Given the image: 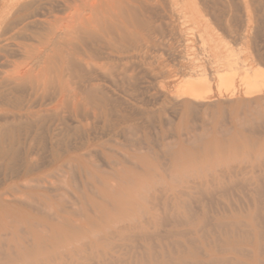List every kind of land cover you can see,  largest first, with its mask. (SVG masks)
I'll list each match as a JSON object with an SVG mask.
<instances>
[{
	"label": "rangeland",
	"instance_id": "rangeland-1",
	"mask_svg": "<svg viewBox=\"0 0 264 264\" xmlns=\"http://www.w3.org/2000/svg\"><path fill=\"white\" fill-rule=\"evenodd\" d=\"M67 1L0 0V264H264V0Z\"/></svg>",
	"mask_w": 264,
	"mask_h": 264
},
{
	"label": "bare ground",
	"instance_id": "bare-ground-1",
	"mask_svg": "<svg viewBox=\"0 0 264 264\" xmlns=\"http://www.w3.org/2000/svg\"><path fill=\"white\" fill-rule=\"evenodd\" d=\"M31 1V0H30ZM66 1V0H65ZM90 1V0H89ZM88 0H69V1H67V2H65V7L70 11V10H74V11H82V10H84V11H87V10H90V11H93V10H96L97 9V7L98 6H96V5H94V4H90V2H89ZM180 2H182L183 3V5L181 6V7H179V11H180V13H182L184 16H186V12H185V10H184V5H187V4H192L193 6V8H195L194 6H198L197 5V3H196V1L195 0H179ZM26 1L23 3L24 5H23V7H25V5H26ZM35 3V2H34ZM127 3V4H126ZM133 1L132 0H111V5H113L114 6V8H117V9H119V11L121 12V13H123V14H128V15H131V12H134V8H132L133 7ZM135 6V5H134ZM22 7V6H21ZM113 8V7H112ZM174 8V7H173ZM20 9H22V8H20ZM112 11V10H111ZM118 14V13H117ZM47 21H49V20H47ZM59 21H62V22H65L66 21V19L65 18H61ZM44 22H46V21H44ZM85 23V24H84ZM53 24V23H52ZM51 24V25H52ZM50 25V26H51ZM87 25H92L91 24V21L90 20H86V19H79V22L77 23V24H71V25H69V24H66L65 26L67 27V28H70L71 27V29H75V30H77L76 31V38L77 39H79V40H81V35L80 34H82L83 32V28L84 29H86L87 27H89V26H87ZM98 25V24H97ZM102 25V24H101ZM105 25V24H104ZM113 25V24H112ZM99 26V25H98ZM109 26V25H108ZM115 27V26H114ZM67 31V30H66ZM70 31V30H69ZM107 32H108V30H107ZM63 33V32H62ZM69 33V32H68ZM67 32H64V35H62L63 37H62V39H64V44L66 45L68 42L70 43L71 42V39H69V34H68ZM73 34V33H72ZM71 34H70V38H71ZM74 36V35H73ZM113 38V37H112ZM212 40V39H211ZM75 42V41H74ZM73 42V43H74ZM69 47V46H68ZM81 47V46H80ZM70 48H72V47H69V49ZM76 49V48H75ZM75 51V50H74ZM73 51V52H74ZM72 52V51H71ZM64 53V51L62 50V54ZM59 54H60V52H59ZM83 57V56H82ZM81 58V57H80ZM236 59V58H235ZM236 60H238V59H236ZM239 61V60H238ZM66 64H67V66L68 67H70V68H76V67H78V65H77V63H76V61L73 59V58H69L68 60H67V62H66ZM226 64H228L230 67H233L234 65H233V60L232 59H228V61L226 62ZM245 63L244 64H242V68H244L245 67ZM234 68V67H233ZM246 68V67H245ZM249 68V67H248ZM235 69H233L232 71H234ZM246 70H252L251 68H249V69H246ZM226 72V71H225ZM199 73V72H198ZM222 76V74L219 76V78ZM184 86V85H183ZM183 90V89H182ZM88 92V91H87ZM188 92H189V94L192 96V97H194V98H196V99H200V98H202L204 95L198 90V88H196V87H190V86H188ZM88 95H90L91 96V94H89L88 93ZM90 98V97H89ZM91 99V98H90ZM177 176V175H176ZM220 181H221V179H219ZM154 183V182H153ZM231 183V182H230ZM164 184V183H163ZM196 184V183H195ZM158 185V184H157ZM176 185V184H175ZM182 185V184H181ZM213 185V184H212ZM221 185H222V183H221ZM220 185V186H221ZM169 186V185H168ZM188 187H190L189 185H188ZM144 188V187H143ZM151 188V187H150ZM170 188V187H169ZM206 188V187H205ZM147 189V188H146ZM167 190H169V189H167ZM199 190V189H198ZM146 191V190H145ZM163 191H161V193H162ZM165 192V191H164ZM211 192V191H210ZM138 193V192H137ZM142 193H144V192H142ZM149 193L151 194V191H149ZM174 193V195H173V198H172V209H173V211H174V213L175 214H177L178 212V210L180 209V208H182L183 206H184V204L186 203L185 201H184V196H185V194L186 193H184V191H182L181 189H175V192H173ZM207 193V192H206ZM155 194V193H154ZM195 194V193H194ZM144 195V194H143ZM165 195V194H164ZM190 195V194H189ZM151 196H152V194H151ZM149 197V196H148ZM147 197V198H148ZM156 198V201L155 200H151L150 198L147 200V201H151V209H152V211H149L150 212V218H149V216H148V218L150 219V221H151V219L152 220H159L158 219V217H159V214H160V212H161V210H160V208L158 207L159 205H158V197L157 196H155ZM161 197V196H160ZM168 197V196H167ZM188 198V197H187ZM143 200V199H142ZM185 200H187L186 198H185ZM155 201V202H154ZM171 201V200H170ZM148 203V202H147ZM150 203V202H149ZM149 203H148V205H149ZM138 206V205H137ZM142 207V206H141ZM185 207V206H184ZM144 208V207H143ZM167 208V207H166ZM139 209V208H138ZM145 209V208H144ZM168 210V209H167ZM138 211H140V210H138ZM141 211H142V209H141ZM181 211V210H180ZM146 212V211H145ZM134 214V213H133ZM142 214V213H141ZM143 214H145V213H143ZM161 215V214H160ZM131 217V216H130ZM162 217V216H161ZM141 218V217H140ZM99 219V218H98ZM163 219V218H162ZM143 220V219H142ZM146 220H147V218H146ZM145 220V221H146ZM156 220V221H157ZM121 221V220H120ZM123 221V220H122ZM126 221V220H125ZM135 221V220H134ZM139 222V223H137V222H133V220H132V222L133 223H131L129 226L130 227H126V226H124L123 228H120L121 230H123V229H127V230H129V231H133V232H137V233H140L141 235H143V236H147L148 237V229H150V228H148L149 227V224H150V221H146V222ZM161 221V220H160ZM154 222V221H153ZM158 222V221H157ZM119 223V222H118ZM117 223V224H118ZM121 223V222H120ZM119 223V224H120ZM175 223H176V221H175ZM174 223V224H175ZM126 224V223H125ZM154 224V223H153ZM233 224V223H232ZM231 225V224H230ZM234 225H236L235 223H234ZM118 227V226H117ZM155 227V226H154ZM46 228H48V227H46ZM93 228V227H92ZM238 228V227H237ZM118 229V228H117ZM119 230V229H118ZM155 230V229H154ZM47 231V230H46ZM93 231V230H92ZM149 231H151V230H149ZM42 232V231H41ZM119 232H121V231H118V233ZM246 232V231H245ZM44 233V232H43ZM134 233V234H135ZM131 234V233H130ZM156 234V233H155ZM56 235H58V234H56ZM98 235H100V234H98ZM113 235V234H112ZM231 235V234H230ZM92 236H94V235H92ZM243 237V236H242ZM247 237V236H246ZM231 238V237H230ZM249 238V237H248ZM231 239H233V238H231ZM231 239H227V242H231V241H233V240H231ZM47 240V239H46ZM61 240V239H60ZM43 241V240H42ZM238 241V240H237ZM240 241V240H239ZM59 242V241H58ZM222 242V241H221ZM11 246V245H10ZM235 247H237V246H235ZM235 247H233V249L234 250H236V248ZM19 248V247H18ZM12 249V248H11ZM14 252H15V250H13ZM227 251V250H226ZM229 251V250H228ZM237 251V250H236ZM240 251V250H239ZM262 251H263V249H262ZM74 252V251H73ZM261 252V251H260ZM191 254H192V252H191ZM11 258V257H10ZM13 258V257H12ZM67 259V258H66ZM229 261V258H228V260L227 259H223L222 258V263L223 262H225L226 264H227V262ZM10 262V261H9ZM11 262H13V260L11 261ZM31 262V261H30ZM27 263H29V262H27ZM42 263V262H41ZM59 263V262H58ZM159 263V262H158ZM34 264V263H33ZM43 264V263H42ZM74 264V263H73ZM159 264H161V263H159ZM229 264V263H228ZM260 264V263H259Z\"/></svg>",
	"mask_w": 264,
	"mask_h": 264
}]
</instances>
